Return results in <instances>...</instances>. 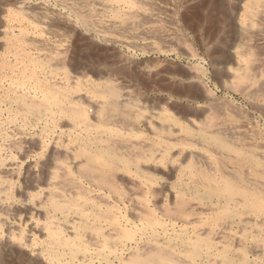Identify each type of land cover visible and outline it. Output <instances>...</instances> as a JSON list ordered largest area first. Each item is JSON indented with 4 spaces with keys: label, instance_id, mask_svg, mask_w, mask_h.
I'll list each match as a JSON object with an SVG mask.
<instances>
[{
    "label": "rangeland",
    "instance_id": "1",
    "mask_svg": "<svg viewBox=\"0 0 264 264\" xmlns=\"http://www.w3.org/2000/svg\"><path fill=\"white\" fill-rule=\"evenodd\" d=\"M210 132L264 160V0H0V264H264V215L203 198L222 173L264 192V167ZM105 146L130 169L101 176Z\"/></svg>",
    "mask_w": 264,
    "mask_h": 264
},
{
    "label": "bare ground",
    "instance_id": "2",
    "mask_svg": "<svg viewBox=\"0 0 264 264\" xmlns=\"http://www.w3.org/2000/svg\"><path fill=\"white\" fill-rule=\"evenodd\" d=\"M116 93H117V91L114 89V90L109 91L108 95L112 96ZM45 96H47V95H45ZM51 98H53V97H51ZM61 102H62V100H61ZM24 103H26V102H24ZM23 105H25V104H23ZM28 105H31V104H28ZM56 106H57V104H56ZM36 111H38V110H36ZM54 111H56V110H53V112ZM62 112H65V111L62 110ZM74 114L77 117H81L84 121H86V119H87L86 113L81 108L77 109V111H75ZM53 117H54V115H53ZM53 117H51V118L52 119L56 118V117H54V118ZM53 122H51V123L53 124ZM206 134H204V135H206ZM207 136L210 137L211 141L216 142L219 145V147L224 150L225 153L234 154L233 156H235V158L237 157L241 162L248 164L250 167H252V168L264 167V160L262 158H260L259 156H257V154L255 152L247 150L243 144L242 145L234 144L229 138H226L225 136H223L219 133L210 132V135H207ZM88 158L89 159L90 158H96V159L99 158L100 162L97 160L98 164H96L97 166H94L93 168L96 169L97 171H99L101 176H102V174L105 175L117 167H121L124 170H129L131 167L129 159L118 157L117 154L112 150V148L110 146L97 147L95 149L91 148L89 153H88ZM87 162H89V161H87ZM190 167H192V165H190ZM138 171H139V169H138ZM198 171H200V170H198ZM210 177H211V175H210ZM150 178H152V177H150ZM108 179H111V178H108ZM220 179H222L224 182L221 185H219V184L217 185V184L213 183L211 178L207 177L206 182H204L206 184V186L203 189L204 193H205L203 198H206V197L209 198V196H211V197H218L219 199L220 198L224 199V201H223L224 205H223L222 213H218L215 216V219L217 221L219 219H222L223 217H225L227 215H241L242 213H244L245 210L252 211L258 215H264V192L263 191H260L254 187H250L243 182L240 183L241 181H239V182H238V180L236 181V179H234L233 177H231L227 173H225V174L222 173L220 176ZM112 180L113 181L116 180V177L114 176L112 178ZM200 180H201V178H200ZM205 184H203V185H205ZM199 185H201V184H199ZM50 203H52L56 209L58 207H61V205H62V204H59L57 201L54 202V200H53V202H50ZM237 205L240 206V208H242V209L241 210L235 209L234 206H237ZM94 216L97 219L98 218H105L103 214H100V213L95 214V212H94ZM48 231H49L53 241H55V244H65L68 246L75 245L74 243H71L72 241H69L67 239L62 240L60 237H58L60 234H62V235L64 234L63 228H59L58 231H55V230L54 231L48 230ZM126 232L128 235H130V231H126ZM56 237H58V238H56ZM75 243H76V241H75ZM81 243H82V241H80L79 246L81 245ZM205 243H207V242L204 239H194L192 241H189L187 243L188 249L186 252L188 258H190L192 260L196 259V257H198L200 255L202 246ZM51 251H52V249H51ZM56 253L59 254L58 252H56ZM73 253H75V248H73ZM216 254L220 256L221 264H231V263L251 264L247 253H243L240 260H235V258L233 256H231L230 254L227 253V250H222V251L216 252ZM53 260H55V259H53ZM127 264H170V263H169V257L168 256L166 257L165 254L163 255L161 252H159L157 250V251H153V252L148 253V254L147 253H135L130 257Z\"/></svg>",
    "mask_w": 264,
    "mask_h": 264
}]
</instances>
